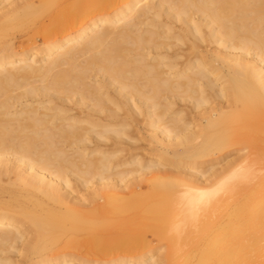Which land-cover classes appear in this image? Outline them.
I'll return each instance as SVG.
<instances>
[{"label":"bare ground","instance_id":"obj_1","mask_svg":"<svg viewBox=\"0 0 264 264\" xmlns=\"http://www.w3.org/2000/svg\"><path fill=\"white\" fill-rule=\"evenodd\" d=\"M263 158L264 0H0V264H264Z\"/></svg>","mask_w":264,"mask_h":264},{"label":"rangeland","instance_id":"obj_2","mask_svg":"<svg viewBox=\"0 0 264 264\" xmlns=\"http://www.w3.org/2000/svg\"><path fill=\"white\" fill-rule=\"evenodd\" d=\"M181 104H182V102L180 104L178 103V107L176 109L182 108L184 103H183V105H181ZM180 105L182 107H180ZM185 108L187 109L188 107L184 105V109ZM186 112H189V108ZM192 115H191V118H193L196 115V113L193 112ZM242 115L243 114L240 113L238 116H242ZM142 124L138 123V125L137 124L134 125L136 127L133 126L131 129V130L134 129V131H130V133L131 132L133 133V135H132L133 138L136 135L135 138L133 139L136 141L130 142V140H129V142L127 141L128 142L127 144L125 142H123L122 144H120V146H122V145L124 147L126 146V148H128L127 149L128 151L132 152L134 150L133 151L134 153H139L140 157L146 159L149 156L154 154V151H152L151 149H153L152 147L155 145V142L153 143V138L151 139V137H154V136L149 137L150 135H153V134H148V132H147L148 128L146 130V127L144 126V124L143 125ZM149 139H151V141ZM152 144H154V145H152ZM108 145L112 146L110 143ZM243 147L244 146H240L239 148H243ZM239 148L232 152L235 155H229L226 160H231V159L236 158L237 157L236 152H238ZM125 153H127V152H125ZM184 160H188V159H184ZM196 160L199 161L201 159H196ZM263 161H264V158H263ZM218 162H220V161H218ZM165 163L168 164L169 169H172V167H175V166H176V168H178L177 170H180V171L190 169L188 164H182V165L175 164V166H174V164L172 162L167 161ZM208 168H209V166L205 164L200 168V170L205 171V170H208ZM224 174H226V172H224L222 175H224ZM176 176L177 175H171V173L170 174L164 173L161 176L160 175H154V174H146V176H143L139 180L142 187L137 189L138 194L136 193L134 196L130 197L132 203L133 204H142V203L147 204L150 202L155 203L156 200H155V198H153L152 192H153L154 187H156L158 185L163 186V187H161V189H162L161 192H162L163 196L159 199V201L163 202V201H170L173 199L178 200L181 196H183L187 192L188 188L184 187V185H182V184H179V185L175 184L176 183L175 182ZM217 182H218V179L217 180L215 179L213 184H217ZM260 189H264V184H263V186H260ZM255 203L260 205L263 203V200L257 199L255 201ZM219 215H224L227 218V215H228L227 210L225 208L221 207L219 210V213H218V216ZM167 218H168L167 215H165L162 218H160V220L165 221V220H167ZM227 220L229 221L230 219H226V221ZM231 220L235 221L236 218H235V220L234 219H231ZM189 240L193 243V246H196L199 242L198 236L195 238L191 237ZM154 241H157V239H154ZM158 244L159 245L157 246V249H155L154 252L159 258H161L162 260H165L169 254V251H168L169 242L166 239H163V241L161 243H158ZM186 251H187L186 249L181 248L180 250H178L174 254V260H175L176 264H186L187 263L188 254Z\"/></svg>","mask_w":264,"mask_h":264}]
</instances>
